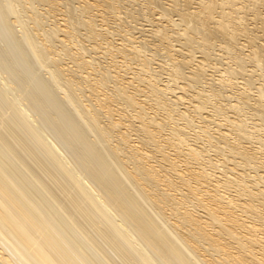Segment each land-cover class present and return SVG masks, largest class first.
Instances as JSON below:
<instances>
[{
    "label": "bare ground",
    "instance_id": "1",
    "mask_svg": "<svg viewBox=\"0 0 264 264\" xmlns=\"http://www.w3.org/2000/svg\"><path fill=\"white\" fill-rule=\"evenodd\" d=\"M36 1L61 6L64 23L40 31L39 28L48 24L37 14L38 10L32 11V0H0V264H264V217L252 204L264 196V186H258L264 183V151L261 155L257 146L249 141L244 144L253 130H247L245 121L235 115L225 116L224 123L214 122V140L223 144L233 159H240L244 165L250 163L262 172H254L255 178H250L253 181L246 185L243 182L249 175L237 171L238 164L230 155L227 156L230 160L222 157L225 163L221 165L222 168L229 161L233 163L225 169L229 174L220 172L217 176L205 172L207 169L203 170L198 162L205 149L186 145L185 151L179 150L178 146L186 143V132H182L181 126H172L164 137L160 133L162 122H155V117L147 111L152 108L145 106L149 97L152 102H158L161 96L172 105L187 100L189 106L178 111V116L195 113L203 122L212 123L208 115L203 116L210 101L206 88L210 89V97H218L223 87H232L233 83L222 75L213 80L214 77L209 78L211 73L207 74V67L214 64L210 63L221 60L218 58L222 54L216 52L220 48L234 65L223 62L227 65L222 68L226 76H247L245 88L238 89L235 102L225 108L235 111L240 104L248 106L251 97L248 90L257 81L249 73L254 69L245 66L250 62L260 70L256 73L263 83L254 87L257 97L250 105L258 120L254 125L263 132L264 106L260 100L264 72L260 67L264 66V34H258V28V35H254L249 33L252 27H246L249 22L243 19L246 15L243 11L248 1L230 0L231 6L226 11L212 15L210 0H140L144 11L135 8L134 20L137 21V16L144 17L150 23L149 29L137 27L136 23L128 27L120 23L124 21L120 9H126V15L132 14L127 6L136 0ZM250 2L252 5L248 6L252 8L246 11L252 9V20L257 19L264 32V11L258 10L264 8V0ZM193 3L196 5L192 6ZM156 10L157 19L164 18V24L153 18ZM240 11L245 14L243 17L239 16ZM48 12L46 9V15ZM84 14L87 19L80 20ZM108 15L116 23L115 28L111 26L113 34L116 32L124 38L125 43L119 46H114L102 31L108 30L102 24L109 19ZM173 15L177 16V22L170 19ZM73 24L83 28L90 40L97 41L99 37L105 40L104 52L114 50L136 61L145 75L139 71L125 77L126 72L115 62L102 68L93 66L99 57L90 55L87 59L83 54L99 47L95 43L88 48L83 46ZM135 29L140 31V36L133 35ZM232 30H237V35ZM59 32L65 40L76 43L78 48L74 52L65 43H58L60 49L54 50L57 44L54 46L53 40ZM238 36H244V42ZM180 39L186 53L174 47L173 41ZM256 39L262 42L256 44ZM57 40L64 41L60 37ZM180 43L176 46L180 47ZM245 47L247 53L243 52ZM195 50L198 55L194 54ZM147 51L151 52L150 56L143 57L142 52ZM158 52L166 59L165 84H161L164 82L158 74L161 71L150 64ZM63 56H69L73 67L64 64ZM136 81L144 82L145 86L141 83L144 90L137 89V84L133 86ZM190 88L194 93L184 98L182 92ZM139 91H142L141 99ZM172 93L173 99L167 97ZM115 96L119 100L115 101ZM226 96L219 98L222 101ZM117 104L135 112L133 116L139 122L140 132L136 142L128 130L132 125L123 127L124 121L113 118L114 112L121 109ZM212 105L214 110L226 113L221 104ZM208 126L200 130L206 137L210 133ZM174 137L177 143L172 145ZM164 144L174 148L173 154L170 152L174 158L164 152ZM142 145L152 148L146 150ZM154 152L160 154L158 158ZM194 163L198 166L192 167ZM182 175L189 180V188L184 182L179 186L168 183L170 178L179 183ZM155 185L163 186L165 202L152 194L151 187ZM189 193L193 212L167 208L169 199L183 203ZM177 229L204 247L185 245L187 238L179 237L174 232Z\"/></svg>",
    "mask_w": 264,
    "mask_h": 264
},
{
    "label": "rangeland",
    "instance_id": "2",
    "mask_svg": "<svg viewBox=\"0 0 264 264\" xmlns=\"http://www.w3.org/2000/svg\"><path fill=\"white\" fill-rule=\"evenodd\" d=\"M122 1V0H121ZM136 1L137 2H139V3H136ZM134 3L133 2H131L130 3V6H127V8L130 10V12H133L132 14H129V13H127V15L126 14H124L125 13V11H126V9H124V8H122V9H120V16L122 15V16H124V21H121L120 23L122 24V25H124L125 27H128V26H131V25H134L135 23L137 24V27H141V28H143V29H145V28H147V29H149L150 28V23H149V21L148 20H145V18L144 17H140V16H137L135 19L137 20V21H135L134 20V16L135 15H133L134 13L135 14H137V11H136V9L135 8H140V9H142V8H144V6L142 5V3H141V1L140 0H136ZM211 1V12H212V15H213V12H224V11H226V9L227 8H229L230 6H231V1L230 0H210ZM246 1H248V2H246L245 4L247 5H245V7H247V9L249 10V8H252V7H249V6H251L249 3H251L250 2V0H246ZM32 7H33V10L32 11H36V10H38V15L45 21V23H47L48 25H45L44 24V22H43V20H41V22L44 24V26H40L41 28H39L40 29V31L42 30V29H44V30H48V27L50 28H52L54 25H56L57 23V25H60L61 23H64V21L63 20H65L66 18H65V16H64V14L62 13V11H61V9H62V7L61 6H56L55 4L54 5H50V3H47V2H44V3H41V2H37L36 0H32ZM164 2V1H163ZM243 2H245V1H243ZM41 3V4H40ZM34 5V6H33ZM48 5H50V6H48ZM196 4L195 3H193L192 4V6H195ZM249 5V6H248ZM39 6V7H38ZM125 6V5H124ZM38 7V8H37ZM56 7V8H55ZM249 7V8H248ZM44 8H45V10H44ZM259 9V11L260 12H263L264 10V8L261 6V7H258ZM261 8H263V9H261ZM46 9H47V15H46ZM49 9V10H48ZM117 9H119V7L117 8ZM127 9V10H128ZM246 9V10H247ZM56 10V11H55ZM132 10V11H131ZM143 10V9H142ZM245 10V9H244ZM245 10V11H246ZM251 11H249V12H251L250 14H249V12L248 11H243V13H246V15L245 14H243L242 13V11H240L238 14H239V16L241 15H245V17H243V19L245 20V21H248L249 23H247L246 22V27L247 28H249V27H252V29H250V31L251 32H249V33H254V35H258V34H260L261 33V35L262 34H264V32L263 31H261V28H260V24H259V22L257 21V19H255V20H252V19H254L253 17H252V9H250ZM40 11L42 12V13H40ZM51 11H53V12H51ZM144 11V10H143ZM37 12V11H36ZM55 13V14H51V13ZM57 12V13H56ZM59 12V13H58ZM153 12H155V14H153V18H155L156 19V21H159V22H162L163 24L165 23V19L164 18H159V19H157L158 18V14H157V10L156 11H153ZM57 14H59V16L57 15ZM248 14V15H247ZM42 15V16H41ZM43 15H45L46 17L45 18H43ZM54 15V16H53ZM132 15V16H131ZM53 16V17H52ZM152 16V15H151ZM250 16V17H249ZM48 17V18H47ZM58 19H56V18ZM133 17V18H132ZM247 17L249 18V19H247ZM51 18V19H50ZM53 18V19H52ZM109 18V19H108ZM251 18V19H250ZM48 21H47V20ZM87 19V16H85V14L82 16V18L80 17V20H86ZM107 19L108 20H106V22L105 23H102V24H104V27L103 28H105V26H107L108 28V30L106 31V30H102L103 31V33H105V35L108 37V40L109 41H111L112 42V44H114V46H119L120 44H122V43H125V41H123L122 39H124V38H122L119 34H117L116 32L113 34V28L112 27H114L115 28V22L113 21L112 22V18H110V15H108V17H107ZM111 19V20H110ZM144 19V20H143ZM161 19H163V20H161ZM171 20H174V21H178V18H177V16H175V15H173L171 18H170ZM133 20H134V22H133ZM251 20V21H250ZM47 21V22H46ZM127 21V22H126ZM130 21V22H129ZM146 21H148V22H146ZM245 21L243 22V27H244V23H245ZM256 21V22H255ZM119 21H117V23H118ZM255 22V23H254ZM140 23V24H139ZM148 23V24H147ZM167 23V22H166ZM128 24V25H127ZM135 24V25H136ZM74 25V24H73ZM134 25V26H135ZM149 25V26H148ZM252 25V26H251ZM258 25V26H257ZM30 26H31V24H30ZM75 27H77L76 25H74ZM112 26V27H111ZM256 26V27H255ZM111 27V28H110ZM46 28V29H45ZM72 26L69 28L70 29V31H72ZM179 28H181L180 26H179ZM235 28V27H234ZM236 28H238V27H236ZM260 30H259V29ZM77 29H78V32H77V35H80L79 36V38H78V40L80 39V41L83 43V46H88V47H90V46H94L95 44V46H98L99 47V49H97L96 51H92V50H89V53H84L83 55H84V57L85 58H89L90 57V55L91 56H95V57H99V59L98 60H96L95 62H96V64H94L93 66H97L98 68L99 67H101L102 68V66L105 64H108L109 62H112V63H117L116 65L119 67V69L122 71H124V72H126V74H125V77L127 76V77H132L133 76V74L134 73H139V71H140V67H139V65H138V63L136 62V61H131L130 59H127L128 57H123L121 54H119V53H116L114 50H112L111 51V53H108V52H104V51H106L107 49L105 48V47H107V45L105 44L106 43V41L105 40H103L101 37H99V38H97L96 40L97 41H95L94 39L92 40H90L89 38H87L86 37V35H84V33H85V31H84V29L83 28H80V27H77ZM111 29H112V32H111ZM176 29V28H175ZM229 29H231V28H229ZM257 29H258V34H256V31H257ZM111 33H110V32ZM138 31V32H137ZM109 32V33H108ZM140 31L139 30H137V29H135L134 30V33H133V35L135 36V37H138V36H140L141 35V33H139ZM144 34H145V32H143ZM232 33H234V34H236L237 35V33H238V31L237 30H232ZM110 34V35H109ZM111 34L113 35V36H111ZM122 34V33H121ZM140 34V35H139ZM213 35V34H212ZM235 35V36H236ZM248 35V34H247ZM63 35H62V33L61 32H59L58 33V38L60 37V38H62L64 41H63V43H61V42H59L60 40H57L56 41V39H58V38H55L53 41V45L54 46H56V44H57V46H56V48L55 47H53L54 48V50L55 51H58V49H60L59 47H60V44L62 45V44H64L65 46H67L70 50H71V48H72V52H74L77 48H78V46L77 45H74V44H76L75 42H73V41H71L70 42V40H65V39H67L66 37H62ZM260 36V35H259ZM121 37V38H120ZM239 37V36H238ZM263 37H264V35H263ZM101 38V39H100ZM112 38V39H111ZM115 38V39H114ZM122 40H120V39ZM242 38H243V40H244V36H240L239 37V41L240 42H244L243 40H242ZM258 39H260L259 37H258ZM258 39H256L257 41H256V44L259 42H262L261 40L260 41H258ZM98 40H99V42L100 43H97L98 42ZM102 40H103V42H102ZM120 40V41H119ZM212 40H213V38H212ZM65 41H67V43L65 42ZM183 40L182 39H180L178 42L177 41H173V43H176V45H177V43L179 44L180 42H182ZM105 42V43H104ZM115 42V43H114ZM58 43H60V44H58ZM69 43L71 44V45H69ZM88 43V44H87ZM95 43V44H94ZM100 44H102L101 46H103V47H101V46H99ZM106 45V46H104V45ZM118 44V45H117ZM59 45V46H58ZM176 45H174V47L175 48H177V49H179V48H181L182 49V47H183V45H182V47H181V43H180V47H177ZM70 46V47H69ZM87 47V48H88ZM104 49V50H103ZM184 49V50H183ZM182 49V53H186V48H183ZM244 50V49H243ZM247 50H248V48L247 47H245V50L243 51V52H245V53H247ZM70 51V52H71ZM91 51V52H90ZM114 51V52H113ZM184 51V52H183ZM222 50L219 48V49H216V52H217V54L219 55V54H222V56H220V58H218V59H221L220 61H218V62H216L215 60H213L210 64H212V63H214L213 64V66L212 65H209L210 67H207L206 69L208 70V73H207V71H206V73L209 75L210 73V75L211 76H209V78L211 79L212 77H214V78H212L213 80L214 79H216L217 78V76L218 77H220L221 75L223 76V78H226V79H229V80H231L233 83L231 84L232 85V87L230 86V87H223V89H221V95H222V98L224 97V96H226V94H227V96L225 97V98H229V100L227 99V100H225V98L221 101V98H219V97H221V95L220 96H213V97H210V94H211V92H210V89L209 88H206V90H207V94H209V99H210V101L212 102V104H221L222 105V108L224 109V111L226 112V113H222V111H220L219 112V110H214L213 108H212V104H211V102L209 101V103L207 104V106H205V108H204V110H203V116L204 115H208L210 118H211V120H212V123L209 121V123L208 122H203L201 119H199V117H197L198 115H196L195 113H190V115L188 114L186 117H180V115L178 116L177 114H178V111H182V110H185L184 108H186V106H189L188 105V102L186 103V101L187 100H184L183 102L181 101V104L179 105V104H174V105H172L173 103H169L168 102V100H165V99H163V97H161V96H159V99H158V102H152V100H151V98L149 97V98H147V104L148 105H145V106H149L150 108H152V109H150V110H147L149 113H150V115H153L154 117H155V122H162V124H163V126L161 127V129H160V133L164 136V137H166V136H168V132L170 131V128L172 127V126H178V127H180V128H182V132L185 134V132H186V135H187V139H186V143H183V144H180V146H178L179 147V150H182V151H185V147L187 148V146L186 145H190V146H193V147H196V146H200V147H203V149H205L204 151H202V153L203 154H200V157H199V161L198 162H200L199 163V166H201V168H203V170L204 169H207V170H204L205 172H208V173H213V174H215V175H217V176H220L221 174H224V175H226V174H229L228 172H226L228 169L227 168H229V166L231 165V164H233V163H231V161H229V162H227L226 164H225V166H223L222 168H221V165H223L224 163H225V161H224V158L227 160H230V159H232V160H234V162H235V164L237 165L238 164V167H237V169L235 168L236 167V165L234 166V168H235V170H237L238 172H242V171H245V173H247L248 175H249V177L247 176L246 178H245V180H244V184L246 183V185L249 183V182H251V181H253V179L255 178H253V176L255 175V174H261L262 172L260 171V169L258 168V169H256V168H253L252 167V165L249 163V164H247L248 166H250V167H248L247 165H244L243 164V162H241V160L240 159H238V158H235L234 157V159H233V156L232 155H230V153L228 152V150H227V148L225 147V146H223V144H221V143H219V142H217L216 140H214V128H215V125H214V122L215 121H221V122H225L224 121V119L226 118L225 116H227L228 115V117H233V115H235V117H237V118H239V119H242L243 120V122L245 121V125H246V127L248 128H246L247 130H249V131H252V132H255L256 131V129H257V131L253 134L252 132H251V135H250V140H247V141H245L244 142V144L246 143H248V141H249V143L251 144V145H253V146H257L259 149V152L261 153V155L263 154L262 152L264 151V141H262V140H264V130H263V132H262V129H258V126L257 125H254L255 123H257L258 122V120H257V116H254V112H252L253 111V107L250 105L252 102H253V99L255 98L256 99V95H257V89L255 88L254 89V87H257L258 86V84H261V83H263V81H261V79H260V77H258V72L260 71V70H258V69H256L257 67L255 66V64H253V63H250V62H247V63H249V64H247L245 67L248 69V67L250 68V69H248V70H253L252 72H249V73H251V76L254 78V82H256V83H254L253 84V87H250V89L248 90L249 92H251V93H249V96H251V97H248V101H247V103L249 102V104H247L248 106H245V105H242V107H241V104H240V107L242 108H238V110H233V109H227V108H229L228 107V104L229 103H233V102H235L234 100L236 99V94H237V91H239V90H243L244 88H245V85H244V78H247V76L245 77V76H242V78L240 77L241 75H237V76H232V77H229V76H226L227 74L225 73V72H223L224 70V68L227 66V65H229V66H231V67H233L234 65L233 64H231L230 63V59L227 57V55L225 54V52L223 51V52H221ZM94 52H95V54H94ZM99 52V53H98ZM221 52V53H220ZM244 53V54H245ZM71 54V53H70ZM110 54V55H109ZM115 54V55H114ZM119 54V55H118ZM142 54H143V57L145 56L146 57V55L149 57L150 56V54H151V52L150 51H147V52H142ZM158 54L159 55H155V57H153L152 56V58H151V61H150V64H151V66L154 68V69H156V70H158L159 69V71L158 72H160V73H158V74H160V80H162L161 82H163V83H161V84H165V82H166V78H167V74H166V72H167V66H165V65H167V64H165L166 63V59L158 52ZM194 54H196V55H198L199 53L197 52V50H195V52H194ZM176 55H181V54H179V53H177ZM115 56V57H114ZM122 56V57H121ZM218 56V57H219ZM227 57V58H225V57ZM103 57H105V58H103ZM113 58V59H109V58ZM222 57H224V58H222ZM63 62H64V64H65V62H67L66 64L68 65V66H71V67H73V63L71 62V59L69 58V56L68 57H66V56H63ZM117 58V59H116ZM163 58V59H162ZM216 58H217V56H216ZM69 59V60H68ZM125 59V60H124ZM155 59V60H154ZM196 59H198V58H196ZM114 60V61H113ZM130 60V61H129ZM153 60V61H152ZM165 60V61H164ZM227 60H228V62H227ZM100 63H99V62ZM120 61H122V62H120ZM124 61V62H123ZM130 63H129V62ZM162 61V62H161ZM226 62V64L227 65H225L223 62ZM159 64H158V63ZM70 63H71V65H70ZM97 63H99L98 65H97ZM111 63V64H112ZM162 64V66H161V64ZM122 64H123V66H122ZM125 64H126V66H125ZM133 64V65H132ZM231 64V65H230ZM129 65V66H128ZM137 65V66H136ZM165 67H164V66ZM253 65V66H252ZM134 66V67H133ZM123 67V68H122ZM131 69H130V68ZM133 67V68H132ZM136 67V68H135ZM216 67H218L217 69H216ZM253 67V68H252ZM89 68V67H88ZM122 68V69H121ZM161 68H162V70H161ZM223 68V69H222ZM261 68V70L264 72V66H262V67H260ZM166 69V70H165ZM215 70V71H214ZM120 71V73H123V72H121ZM130 71V72H129ZM164 71V72H163ZM166 71V72H165ZM44 73L46 72L45 70L43 71ZM221 72V73H220ZM258 74H257V73ZM162 73V74H161ZM212 73H214V74H212ZM225 74V76H224V74ZM253 73V74H252ZM256 73V74H255ZM140 74H144V73H142V71H140ZM165 74V75H164ZM219 74V75H218ZM84 75V74H83ZM145 75V74H144ZM257 75V76H256ZM239 76V77H238ZM234 77H235V79H234ZM258 78L259 80H257L256 78ZM252 78V79H253ZM243 79V80H242ZM236 81V83H234ZM171 82V81H170ZM169 82V83H170ZM241 82H243V83H241ZM142 82H140V84H138V82L136 81V82H134L133 83V86H135V84H137L135 87H137V89H139V90H142L143 88H144V86H145V84H144V82L141 84ZM241 83V84H240ZM234 84V85H233ZM236 84V85H235ZM109 85H111V84H109ZM242 85V86H241ZM244 85V86H243ZM257 85V86H256ZM207 86V85H206ZM234 86V87H233ZM236 86H238V87H236ZM208 87V86H207ZM243 87V88H242ZM229 88V89H228ZM235 88H237V89H235ZM191 89V90H190ZM189 90H187L185 93L184 92H182V96L184 95V98H186V97H190L191 95L190 94H193L194 92H193V90L194 89H192V88H190ZM227 89V90H226ZM239 89V90H238ZM130 90V89H129ZM144 90V89H143ZM223 90V91H222ZM236 90V91H235ZM256 90V91H255ZM108 91V90H107ZM176 91H178V90H176ZM195 91V90H194ZM225 91V92H224ZM228 91H230V92H228ZM233 91H235V92H233ZM191 92V93H190ZM228 92V93H227ZM233 92V93H232ZM184 93V94H183ZM187 93V94H186ZM223 93H225V94H223ZM138 94H139V96H138V98H143V96H141V94H142V91H139L138 92ZM176 95L177 94H179V93H175ZM233 95V96H232ZM174 97V94L172 93V94H167V97H171L172 99H173V97ZM230 97H231V99H230ZM253 97V98H252ZM233 98V99H232ZM235 98V99H234ZM250 98H252V100L250 99ZM115 101H117V100H119L118 98H117V96H115L114 98H113ZM148 99H150V100H148ZM251 101H250V100ZM261 99L262 100H260V104H263V106H264V90H263V94H262V96H261ZM225 101V102H224ZM230 101V102H229ZM180 102V101H179ZM179 102H177V103H179ZM168 103V104H167ZM226 104L227 103V105H225V106H223L224 104ZM185 104V105H184ZM210 105H211V107H210ZM120 107L121 109H118V111L117 112H114V116H113V118L114 117H116V118H118V119H121L122 120V122L124 121L126 124H124L123 125V127H125V125H127V124H131L132 126L130 127V128H128V130H131V132H130V137L132 138V140H133V142H136V135H139L140 134V132H139V130H138V125H139V122H137L136 120H135V117L133 116L134 115V113L135 112H133V111H131L130 110V108H128V110L126 109V108H123V107H121V105L120 104H117V107ZM171 106V107H170ZM117 107H114V108H117ZM184 107V108H183ZM225 107H227V108H225ZM212 108V109H211ZM124 111H123V110ZM173 109V110H172ZM211 109V110H210ZM125 110H127V111H125ZM176 110H177V112H176ZM206 110L208 111V113H206ZM227 110V111H226ZM250 110V111H249ZM218 111V114L216 113ZM124 112V113H123ZM116 113V114H115ZM206 113V114H205ZM211 113V114H210ZM213 113V114H212ZM193 114H195V115H193ZM225 114V115H224ZM121 115V116H120ZM120 116V117H119ZM216 116V117H215ZM222 116V117H221ZM132 117H134V118H132ZM179 117V118H178ZM191 117V118H190ZM165 118V119H164ZM223 118V119H222ZM115 119V118H114ZM125 119V120H124ZM134 119V120H133ZM184 119V120H183ZM192 119H194V120H192ZM196 119H197V121H196ZM201 120L200 121V123H198L199 122V120ZM134 121V122H133ZM174 123V124H173ZM180 123V124H179ZM203 123H204V125H203ZM252 123V124H251ZM137 124V125H136ZM147 124L148 125H150L149 124V122H147ZM188 124V125H187ZM199 124V125H198ZM208 124H209V126H208ZM134 125V126H133ZM136 125V126H135ZM197 125V126H196ZM205 125H207L209 128H207V129H209L208 130V132H210L209 134H207L209 137H206V135L205 134H203L202 133V131H200L201 130V128H202V126H205ZM211 125H214V126H211ZM199 126V127H198ZM201 126V127H200ZM255 128H254V127ZM129 127V126H128ZM136 128V130H135V128ZM134 128V130L132 131V129ZM250 128H251V130H250ZM252 128H254V129H252ZM212 130H213V132H212ZM136 131V132H135ZM195 131V132H194ZM135 133H137V134H135ZM213 133V134H212ZM257 133V134H256ZM211 134V135H210ZM252 135H255V136H252ZM259 135V136H258ZM262 135V136H261ZM234 135H232V137H233ZM191 137V138H190ZM261 137V138H260ZM134 138V139H133ZM209 138V139H208ZM257 140V142H256V140ZM173 139V140H172ZM171 139V142L170 143H172V145H175L176 143H177V137H174V138H172ZM189 139V140H188ZM260 139V140H259ZM262 139V140H261ZM173 141H174V143H173ZM197 141V142H196ZM216 141V142H215ZM254 141V142H253ZM259 141H261V142H259ZM236 142V141H235ZM237 143V142H236ZM248 143V144H249ZM254 143H256V144H254ZM241 143H238V145H240ZM166 144H164V146H163V150H164V152H167V153H169L170 154V152L173 154V150H174V148L173 147H171V144L170 145H166ZM216 147L217 149H215L214 147ZM142 147L145 149L146 148V150H149V149H151L149 146H146V145H142ZM172 148V149H171ZM172 151H171V150ZM162 150V151H163ZM170 150V151H169ZM221 152V153H220ZM155 154V156H156V158H158L159 157V153H157V152H154ZM159 154V155H158ZM172 154H170L171 155V157L173 156ZM215 155V156H214ZM228 155H230V156H228ZM264 155V154H263ZM230 158H228V157ZM222 157H224L223 159H222ZM172 158H174V156L172 157ZM212 158V159H211ZM221 158V159H220ZM207 160V161H206ZM219 160V161H218ZM223 160V161H222ZM209 161H211V162H209ZM237 161H238V163H237ZM220 162H221V164H220ZM222 162H224V163H222ZM240 162H241V164H240ZM210 163V164H209ZM214 163H219V165L217 166L216 164H215V166L217 167V169L215 168V166H214ZM231 163V164H230ZM213 164V165H212ZM241 165V166H240ZM191 166L192 167H197L198 166V164H196V163H194V164H191ZM231 166H233V165H231ZM182 167V166H181ZM180 167V168H181ZM227 167V168H226ZM244 169H243V168ZM221 170H220V169ZM243 170H242V169ZM249 168V169H248ZM252 168V169H251ZM216 169V170H215ZM219 169V170H218ZM225 169H227V170H224ZM247 169V170H246ZM257 171H256V170ZM218 170V171H217ZM223 170V171H222ZM241 170V171H240ZM253 170V171H252ZM259 170V171H258ZM212 171H215V172H212ZM250 171V172H249ZM220 172H221V174H220ZM254 172H255V174H254ZM257 172V173H256ZM253 175V176H252ZM252 176V177H251ZM173 178V177H172ZM187 177L186 176H184V175H182V178H181V180H179V183H175V181H178L177 179L176 180H173V179H168V183L169 184H171V185H174V186H179L180 184H181V182H184L187 186H188V188H189V186H190V182H189V180H187L186 179ZM250 178H253V179H250ZM262 180H264V178H262ZM248 182V183H247ZM262 186H264L263 184L264 183H258V186L259 187H262ZM151 189H152V194H155L154 196L159 200H162V201H164L165 202V200L162 198V195L164 194V192H163V190L162 189H164L163 188V186H160V185H155V187H151ZM232 188H230V190H231ZM246 190L244 189V192H245ZM242 192V191H241ZM230 194L232 193L233 194V192L232 191H230L229 192ZM246 193V192H245ZM191 201V194L189 193V195H188V197H187V200L186 201H184L183 203H181V202H179V201H177L178 203H175L173 200H171V199H169L168 201H167V208H174V209H176V210H178L179 212H181V211H183V208H186V209H188V212H193L194 210H193V207H192V201ZM252 204H253V208H255L256 209V211H257V213L260 215V216H262V217H264V196H263V199H262V196H260V198L259 199H257V200H253L252 201ZM260 204V205H259ZM173 209V212L175 213V210ZM167 211V210H166ZM144 212L145 213H147L148 212V210L146 211V210H144ZM168 212V211H167ZM139 215V214H138ZM136 216L137 218H139V216ZM165 216H166V214H165ZM173 217V216H172ZM173 219H175V217H173ZM173 219H168L169 220V222H173ZM162 222L164 221L163 219H160ZM165 224V223H164ZM168 225V224H167ZM165 226H166V224H165ZM167 228V227H166ZM178 229L177 230H174V232L179 236V237H181V236H184V238L186 239L187 237L182 233V232H180V233H178ZM173 233V232H172ZM187 241L186 242H184L185 243V245L187 244V243H189L192 247H197V249H199V248H201V247H204V245L203 244H201V243H199V242H193V241H190L188 238L186 239ZM180 248V247H179ZM181 249V248H180ZM209 254H211V253H209ZM211 255H214V253L213 254H211ZM215 257H216V255H214ZM118 264H121V263H118Z\"/></svg>",
    "mask_w": 264,
    "mask_h": 264
}]
</instances>
